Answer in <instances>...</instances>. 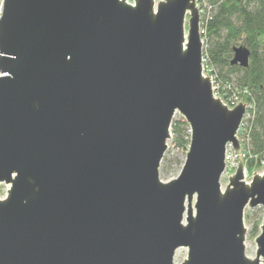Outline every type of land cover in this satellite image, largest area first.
Wrapping results in <instances>:
<instances>
[{
    "label": "water",
    "instance_id": "obj_1",
    "mask_svg": "<svg viewBox=\"0 0 264 264\" xmlns=\"http://www.w3.org/2000/svg\"><path fill=\"white\" fill-rule=\"evenodd\" d=\"M197 0H4L0 264H264V168L222 187L246 103L204 70ZM250 51L233 49L246 67ZM179 114L190 142L160 166Z\"/></svg>",
    "mask_w": 264,
    "mask_h": 264
},
{
    "label": "trees",
    "instance_id": "obj_2",
    "mask_svg": "<svg viewBox=\"0 0 264 264\" xmlns=\"http://www.w3.org/2000/svg\"><path fill=\"white\" fill-rule=\"evenodd\" d=\"M197 2L204 41V70L218 84L221 94L235 93L248 105V116L242 121L238 138L246 168L250 172L260 171L264 155V0ZM241 45L250 51L246 67L231 63L234 47ZM170 141L185 156L190 132L188 123L179 114L172 121ZM183 160L167 151L161 171L168 173L174 166L181 168ZM261 220L251 223L249 236L259 233Z\"/></svg>",
    "mask_w": 264,
    "mask_h": 264
},
{
    "label": "rangeland",
    "instance_id": "obj_3",
    "mask_svg": "<svg viewBox=\"0 0 264 264\" xmlns=\"http://www.w3.org/2000/svg\"><path fill=\"white\" fill-rule=\"evenodd\" d=\"M198 3V2H197ZM199 6V4H198ZM199 12H200V9H199ZM206 72V71H205ZM207 73V72H206ZM222 90V89H221ZM227 91H224L222 94H217V97L220 96V97H223L225 95ZM216 96V95H215ZM222 99V98H221ZM223 100V99H222ZM239 101H241L239 99ZM225 102V101H224ZM242 102V101H241ZM244 103V102H243ZM246 105V104H245ZM247 106V105H246ZM248 108L246 107V111L245 113H248ZM246 116V115H245ZM247 117V116H246ZM244 118V117H243ZM246 119V118H245ZM172 143L171 141L169 140L168 141V148H167V151L169 152V155L170 156H176L178 157L179 159H182L184 158V155L182 154V151L178 150L177 148H173L172 147ZM166 151V152H167ZM242 162L244 164V161L242 159ZM245 165V164H244ZM180 170V167H177V166H174L173 169H171L168 173H163L161 171V168H160V177L164 180L168 179V178H171V177H174ZM8 188V185H5V184H1L0 185V198H3L6 194V190ZM264 214V208L263 207H255V208H246L245 210V224L247 226V231H249V228L251 226V223L255 220H257L258 218H262ZM247 215V217H246ZM245 245H246V254L248 256H254L255 254V249H256V245H255V242H254V237H251L249 236V233L247 232V236H246V242H245ZM186 255V249L185 248H179L176 253H175V256H174V264H180V262L182 261V259L185 257Z\"/></svg>",
    "mask_w": 264,
    "mask_h": 264
},
{
    "label": "built area",
    "instance_id": "obj_4",
    "mask_svg": "<svg viewBox=\"0 0 264 264\" xmlns=\"http://www.w3.org/2000/svg\"><path fill=\"white\" fill-rule=\"evenodd\" d=\"M3 1L4 0H0V17H1V14H2V7H3ZM158 1V0H156ZM201 27V25H200ZM200 32H202L201 28H200ZM4 74H2V72L0 71V76H3ZM213 79V78H212ZM212 87H213V91H214V94L217 96V94H221L219 92V86L218 84L214 83V81L212 82ZM220 97V96H219ZM223 99V101H225V103L229 106V107H234L235 105H237L240 101H239V96L236 95L235 93H225V95L223 97H221ZM226 98V99H225ZM241 100V99H240ZM242 101V100H241ZM243 102V101H242ZM247 105V104H246ZM248 108V105L246 106ZM248 116V113H245L244 114V118H246V116ZM243 121V120H242ZM242 124V123H241ZM241 128V126H240ZM239 128V130H240ZM239 132V131H238ZM239 139V138H238ZM241 145V143H240ZM242 161V159L244 158V153L242 151V146H241V150L239 152H237L234 147L232 146V144L228 143L226 145V150H225V168H224V171L221 175V183H222V187H224L228 182H229V176L232 175L236 169L238 168V165H239V162H240V159ZM261 166H262V169L264 168V155L261 159V162H260ZM261 169V170H262ZM260 170V171H261ZM256 172V171H255ZM255 172H250L248 171V169L246 168V166L244 165L243 167V179L245 181H249L252 177V175L255 173Z\"/></svg>",
    "mask_w": 264,
    "mask_h": 264
}]
</instances>
